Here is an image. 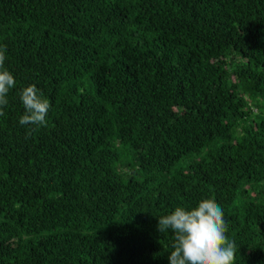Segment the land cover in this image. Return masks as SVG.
Wrapping results in <instances>:
<instances>
[{
    "label": "trees",
    "instance_id": "trees-1",
    "mask_svg": "<svg viewBox=\"0 0 264 264\" xmlns=\"http://www.w3.org/2000/svg\"><path fill=\"white\" fill-rule=\"evenodd\" d=\"M4 45L0 264H169L159 218L208 198L264 264V0H0Z\"/></svg>",
    "mask_w": 264,
    "mask_h": 264
},
{
    "label": "clouds",
    "instance_id": "clouds-1",
    "mask_svg": "<svg viewBox=\"0 0 264 264\" xmlns=\"http://www.w3.org/2000/svg\"><path fill=\"white\" fill-rule=\"evenodd\" d=\"M5 60L6 45L0 46V116L5 114L9 90L16 85L4 66ZM20 100L24 108L21 125H47L50 101L34 84L21 90ZM157 229L160 233L171 230L174 235L169 264H234L237 245L226 235L228 224L223 209L211 198L199 201L195 207H176L159 218Z\"/></svg>",
    "mask_w": 264,
    "mask_h": 264
}]
</instances>
